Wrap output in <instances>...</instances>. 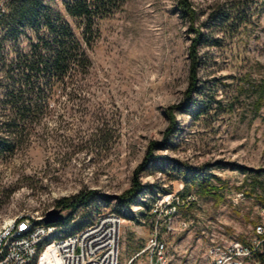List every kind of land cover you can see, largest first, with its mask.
Wrapping results in <instances>:
<instances>
[{"label":"rangeland","instance_id":"1","mask_svg":"<svg viewBox=\"0 0 264 264\" xmlns=\"http://www.w3.org/2000/svg\"><path fill=\"white\" fill-rule=\"evenodd\" d=\"M190 1L195 26L202 25L203 33L218 43L198 48L202 90L193 97L201 100L200 110H172L176 129L169 146L154 151L166 160L150 165L139 177L143 184H154L155 193L176 191L181 185L184 192L196 191L197 200L178 212L188 226L162 234L173 254L171 264H196L208 244L220 237L244 240L256 205L264 206V102L257 112L253 109V87L264 79V0ZM44 2L79 33L61 0ZM175 5L176 0H124L120 9L98 21L96 35L88 36L85 46L87 72L74 73L65 88H56L48 111L32 124L31 132L11 136L13 153H0L1 215L42 214L59 207L58 199L95 190L108 199L78 208L73 223L83 216L91 221L102 213H119L124 219L119 264L144 245L151 209L142 216L136 204L119 212L114 205L129 188L149 142L163 139L169 125L166 109L185 98L193 33ZM216 12L227 19L211 24ZM4 35L1 30L0 93L3 65L28 51L36 39L30 30L13 38ZM176 162L203 166L212 174L211 185L223 183L221 195L201 194L183 180ZM151 197L138 200L150 203Z\"/></svg>","mask_w":264,"mask_h":264},{"label":"trees","instance_id":"2","mask_svg":"<svg viewBox=\"0 0 264 264\" xmlns=\"http://www.w3.org/2000/svg\"><path fill=\"white\" fill-rule=\"evenodd\" d=\"M123 3L124 0H61L64 13L75 21V28L79 29V33L76 34L62 13L44 0L8 1L5 13L0 14V31H4V37L13 38L20 32L30 30L36 35V39L30 43L28 51L17 53L8 64L3 65L5 68L2 78L5 82L1 84L2 92L0 93V153H13L14 142L11 136L31 132L32 124L48 111L50 99L54 96L56 88L59 86L65 88V84L71 80L74 73L87 72L90 65L85 51L88 36L96 35L98 21L120 9ZM175 11L187 19V30L193 33L188 46V86L185 98L182 103L166 109L169 125L164 137L160 141L149 142L141 162L133 171L129 188L116 197L114 209L118 212L121 209H130L133 204L142 207L143 211L140 212L142 216L151 209L157 195L153 190L155 185L141 183L140 173L150 165L166 160L165 157L156 155L154 151L169 146V138L176 129L172 110L182 113L199 108L201 100L193 97L200 95L202 90L197 74L201 64L198 48L202 45H218L215 39L203 33L202 25L195 26L196 12L190 0H176ZM241 15L242 13L235 17H241ZM211 18L209 22L213 20L211 24H214L216 21L226 20L227 15L216 12ZM240 88L243 90V87L239 86V90ZM253 90L257 92L253 101L254 112H257L264 102V79L254 85ZM231 104L232 102L229 106ZM176 163L182 166L183 180L196 185L201 194L219 195L220 190L224 188L223 183L219 186L210 184L209 177L212 174L206 173L203 166L191 167ZM255 171L259 172L261 169ZM164 192L168 191L163 189L158 191V193ZM244 192L247 195L250 194V192ZM146 194L152 196L150 203L142 199L138 200V197ZM97 198L107 200L108 196L99 194L95 190L79 191L71 197L58 199L56 205L70 209L67 221L73 218L78 208L89 207ZM260 201L264 203V196L260 198ZM87 219L88 217L83 216L82 219L69 225L66 232L80 229L89 222Z\"/></svg>","mask_w":264,"mask_h":264},{"label":"built area","instance_id":"3","mask_svg":"<svg viewBox=\"0 0 264 264\" xmlns=\"http://www.w3.org/2000/svg\"><path fill=\"white\" fill-rule=\"evenodd\" d=\"M9 0H0V14ZM197 200L194 190L157 193L151 205L152 223L144 245L123 264H171L172 253L162 234H175L188 226L179 210ZM256 217L244 240L220 237L208 244L196 264H264V206L256 205ZM48 209H58L62 219L43 221ZM42 214H0V264H119L120 227L124 219L115 212L102 213L74 232H66L73 218L70 210L50 207Z\"/></svg>","mask_w":264,"mask_h":264},{"label":"water","instance_id":"4","mask_svg":"<svg viewBox=\"0 0 264 264\" xmlns=\"http://www.w3.org/2000/svg\"><path fill=\"white\" fill-rule=\"evenodd\" d=\"M62 219V214L59 213L58 209H48L45 212L43 221L45 223H54Z\"/></svg>","mask_w":264,"mask_h":264},{"label":"bare ground","instance_id":"5","mask_svg":"<svg viewBox=\"0 0 264 264\" xmlns=\"http://www.w3.org/2000/svg\"><path fill=\"white\" fill-rule=\"evenodd\" d=\"M43 263L50 264L52 262V259H50V256L47 252L43 254L42 258Z\"/></svg>","mask_w":264,"mask_h":264}]
</instances>
